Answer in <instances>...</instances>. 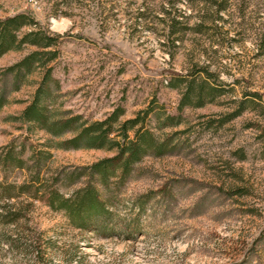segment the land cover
<instances>
[{"label": "rangeland", "instance_id": "374dc122", "mask_svg": "<svg viewBox=\"0 0 264 264\" xmlns=\"http://www.w3.org/2000/svg\"><path fill=\"white\" fill-rule=\"evenodd\" d=\"M167 2L0 0V18L31 12L64 35L50 63L54 116L96 121L123 107L126 120L153 106L182 120L159 129L150 118L156 134L173 142L172 153L144 158L125 182L111 180L104 189L114 212L108 231L72 227L63 212L34 199L35 188L15 199L22 217L11 226L0 222V264H264V0H230L213 24L199 22L215 7L181 1L176 43L162 20ZM35 49L0 58L8 100L0 110V181L33 180L41 168L43 185L71 195L90 178L72 182L68 175L113 152L55 148L61 139L17 119L42 70L18 89L4 71ZM196 64L219 76L222 93L181 110L184 90L173 86L175 76H189ZM20 158L24 169L16 167Z\"/></svg>", "mask_w": 264, "mask_h": 264}, {"label": "trees", "instance_id": "16d2710c", "mask_svg": "<svg viewBox=\"0 0 264 264\" xmlns=\"http://www.w3.org/2000/svg\"><path fill=\"white\" fill-rule=\"evenodd\" d=\"M181 1L184 0H168L163 10L165 18L162 20L166 21L171 29L168 38H172L173 43L180 41L179 37L173 36L180 31L178 26L184 23L181 19L184 15L177 7ZM185 1H190L193 5L200 2L215 7L214 16H202L199 22L213 24L224 19L223 13L227 10L230 0ZM208 29L218 36L216 28L215 31L213 28ZM198 31L202 32L201 29ZM63 36L53 33L49 27L42 25L31 12H19L0 18V58L8 52L20 51L27 45L36 47L34 51L8 67L4 71V76L12 74L15 88L18 89V83L23 78L37 69L42 70V78L31 101L17 119L27 125L29 131L36 127L37 130L61 139L53 146L55 148L99 149L111 151L113 155L83 168L78 174L74 172L68 175L72 182L83 175L90 178L85 186L76 189L71 195H66L53 186L43 185L41 168L33 180L18 183L9 182L6 178L0 181V222L6 226L15 225L22 217L16 209L18 202L15 199L35 188L34 199L44 201L55 211L63 212L72 227L80 230L92 228L96 232L108 231L111 229L108 228V224L114 212L109 208L104 189L110 186L111 180L125 182L135 165L144 158L162 157L172 153L173 142L156 134L148 123L150 118L153 116L159 121L157 126L159 129L178 126L182 120L181 117L168 114L163 109L156 110L157 108L153 106L139 111L133 118L126 120H122L126 113L123 107L115 108L103 120L96 121L85 119L82 115H71L69 112L68 115L54 116L49 105L55 82L50 63L57 57V53L52 51V48ZM209 69V65L196 64L189 76L177 73L175 76L177 82L173 86L182 87L184 90L179 106L181 110L186 106H204L208 102H213L214 98L222 93L217 83L219 76L209 72ZM7 103L6 89L0 88V110ZM241 113L242 111L234 115L238 116ZM67 135L71 136L66 137ZM8 159L10 157L6 160L7 166L10 164ZM16 167L24 169V160L20 158ZM15 192H18V195ZM36 251L44 262L47 248L40 244Z\"/></svg>", "mask_w": 264, "mask_h": 264}]
</instances>
